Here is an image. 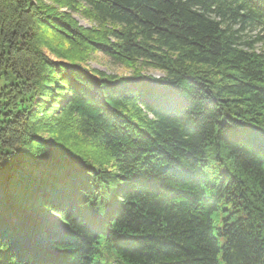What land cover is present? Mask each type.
Masks as SVG:
<instances>
[{
	"label": "trees",
	"instance_id": "1",
	"mask_svg": "<svg viewBox=\"0 0 264 264\" xmlns=\"http://www.w3.org/2000/svg\"><path fill=\"white\" fill-rule=\"evenodd\" d=\"M2 77L0 264H264V0H0Z\"/></svg>",
	"mask_w": 264,
	"mask_h": 264
},
{
	"label": "rangeland",
	"instance_id": "2",
	"mask_svg": "<svg viewBox=\"0 0 264 264\" xmlns=\"http://www.w3.org/2000/svg\"><path fill=\"white\" fill-rule=\"evenodd\" d=\"M76 17L78 18L79 22L84 25V26H89L91 23H89L88 20H85L81 18L78 14H75ZM261 46V44H257V47ZM46 53L49 55L50 58L54 59L55 61H63V59L57 58L55 55H53L50 50L46 49ZM86 67L88 69H98L101 71H104L108 74H115V75H127L129 74L130 70L126 69L124 66L121 64L115 63L112 61V59L105 53L103 52H97L91 55L90 60L88 61ZM150 73L154 75H160L161 73L158 70H149ZM7 81L5 78H0V92L1 89L3 88L4 85H6ZM42 221H46L50 226L48 228L50 229V232H52L54 235L56 233L55 230L61 231L64 230L63 224H62V219L54 212L48 211L46 216L43 218H40ZM44 231V230H42ZM49 233V232H48ZM44 233L42 232V235ZM50 234V233H49ZM36 236V235H34ZM40 236V234L37 235ZM225 241V237L220 238V244L223 245ZM220 259L222 258V255L220 253Z\"/></svg>",
	"mask_w": 264,
	"mask_h": 264
}]
</instances>
